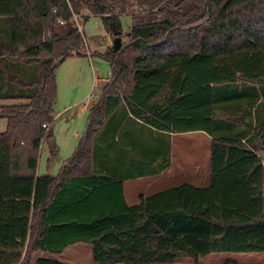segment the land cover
I'll list each match as a JSON object with an SVG mask.
<instances>
[{"label": "trees", "instance_id": "obj_1", "mask_svg": "<svg viewBox=\"0 0 264 264\" xmlns=\"http://www.w3.org/2000/svg\"><path fill=\"white\" fill-rule=\"evenodd\" d=\"M127 2L137 7L129 40L103 54L110 78L51 176L36 174L38 151L51 134L55 67L81 55L72 12L86 8L115 35L124 12L108 0H0V99L23 101L0 105V264L74 243L97 263L264 253V0ZM192 130L210 136L209 184L127 204L124 180L163 170L169 133Z\"/></svg>", "mask_w": 264, "mask_h": 264}, {"label": "rangeland", "instance_id": "obj_2", "mask_svg": "<svg viewBox=\"0 0 264 264\" xmlns=\"http://www.w3.org/2000/svg\"><path fill=\"white\" fill-rule=\"evenodd\" d=\"M79 2V0H75ZM116 9L123 10L119 17V33L112 34L104 25L102 18L90 14L81 7L77 21L81 25L80 34L83 39L80 48L81 55L66 56L55 67L56 98L53 104V121L49 128L51 134L41 139L36 167L37 175H57L61 166L75 150L83 136L87 124L88 109L85 104H91L101 94L102 78L110 76L111 69L103 54L111 49L117 41L126 43L129 40L128 31L132 23L130 13L137 10L127 0H108ZM127 2V3H126ZM86 16L84 17L83 15ZM23 102L16 99H0V105ZM7 120L0 116V131L6 127ZM194 140L190 142L184 138L176 139L174 150L182 152L187 158L195 151ZM179 155V153H178ZM264 161V152L262 153ZM177 161L166 168L163 174L147 175L139 179L126 180L123 183V193L127 204H134L139 196H147L182 182L189 181L193 176L189 169L176 166ZM192 180V179H191ZM209 183L208 179L206 185ZM24 250L20 264L24 257ZM49 256L66 261L69 264H124V263H97L92 259L88 244L74 243L59 254H49L35 251L28 256L29 264H34L36 257ZM151 264H194L189 257H181L171 263ZM197 264H264V253L254 252H225L201 256Z\"/></svg>", "mask_w": 264, "mask_h": 264}, {"label": "crops", "instance_id": "obj_3", "mask_svg": "<svg viewBox=\"0 0 264 264\" xmlns=\"http://www.w3.org/2000/svg\"><path fill=\"white\" fill-rule=\"evenodd\" d=\"M122 41H117L116 44L111 49H115L122 45ZM111 75V74H110ZM110 78V76L102 78L103 84L101 86V90L105 82ZM100 96V94H99ZM98 96V97H99ZM97 97V99H98ZM97 100H94L91 102V104H85L83 105V108L89 109ZM170 160L167 167H165L163 170L159 171L158 173L151 174L152 176L163 174L166 168L170 167L173 162L177 161L178 167L189 169L188 171L193 175L189 181L182 182V183H189L194 186H207L206 182L207 179L210 181V136L205 133L202 130H192V131H184V132H170ZM188 139L190 142H192V139L194 140L195 145V151L193 154H190L187 156V158L184 157L182 152H176L174 150V142L177 140L182 141V139ZM179 153V155H178ZM262 153L260 152L259 155L262 159ZM262 163L264 165V161L262 159ZM147 176V175H146ZM144 176H140L134 179H139ZM192 179V180H191ZM130 180V179H127ZM126 180H124L125 182ZM123 182V183H124ZM181 184V183H180ZM124 194V193H123ZM125 198V196H124Z\"/></svg>", "mask_w": 264, "mask_h": 264}, {"label": "built area", "instance_id": "obj_4", "mask_svg": "<svg viewBox=\"0 0 264 264\" xmlns=\"http://www.w3.org/2000/svg\"><path fill=\"white\" fill-rule=\"evenodd\" d=\"M77 16H79V13L72 12V19L75 21L77 24L78 30H80L81 25L77 21ZM59 22H62L60 19L58 20ZM42 127L47 128L48 125L46 123L42 124ZM263 195H264V188H263Z\"/></svg>", "mask_w": 264, "mask_h": 264}, {"label": "water", "instance_id": "obj_5", "mask_svg": "<svg viewBox=\"0 0 264 264\" xmlns=\"http://www.w3.org/2000/svg\"><path fill=\"white\" fill-rule=\"evenodd\" d=\"M86 130H87V125L85 126V129L83 131V136L86 134Z\"/></svg>", "mask_w": 264, "mask_h": 264}]
</instances>
